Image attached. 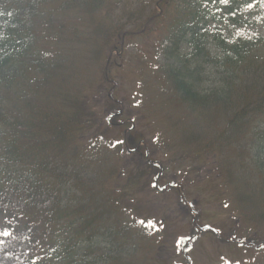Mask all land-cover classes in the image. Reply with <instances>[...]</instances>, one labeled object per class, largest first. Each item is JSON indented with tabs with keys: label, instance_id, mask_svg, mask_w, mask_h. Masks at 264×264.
Instances as JSON below:
<instances>
[{
	"label": "trees",
	"instance_id": "obj_1",
	"mask_svg": "<svg viewBox=\"0 0 264 264\" xmlns=\"http://www.w3.org/2000/svg\"><path fill=\"white\" fill-rule=\"evenodd\" d=\"M245 7L254 23L263 18L264 0H157L133 9L123 0H0V211L32 228L25 264H93L107 236L128 255L126 239L155 238L159 224L139 231L134 218L135 235L121 222L120 152L144 133L131 131L116 149L89 135L107 115L97 105L107 98L109 52L120 51L126 23L140 30L153 16L127 37L155 35L162 54L143 74L142 96L153 117L172 122V135L160 129L162 151L193 161L197 172L212 163L242 238L264 244V38L221 33L233 16H249ZM120 257L101 262L144 264Z\"/></svg>",
	"mask_w": 264,
	"mask_h": 264
},
{
	"label": "rangeland",
	"instance_id": "obj_2",
	"mask_svg": "<svg viewBox=\"0 0 264 264\" xmlns=\"http://www.w3.org/2000/svg\"><path fill=\"white\" fill-rule=\"evenodd\" d=\"M138 1L149 0H123V4L127 7L133 5L130 7L133 8ZM133 21L131 19L126 23V30L133 31L131 30L134 29ZM121 23L123 24L124 21ZM140 28H145L144 24L140 25ZM222 31L233 39L264 37V21L252 26L251 24L238 23L237 26L227 27ZM155 37V35H148V37L132 38L126 44L127 55L121 62L114 60L117 59V56L119 57L117 51L108 54L107 65L108 67L112 66L108 81L110 84L112 81L118 83L115 92L113 91V96L119 103L114 100L116 103L114 105L113 102H106L102 99L97 106L101 111L114 109V111L121 110V112L117 119H114L115 116L111 118L112 123L108 128L101 129L102 134L105 135L104 140L115 135L112 134V131L124 136L133 122L134 130L138 129V131L148 134L153 128L159 126L161 129L162 127L166 128L167 135H172L168 131L172 123L170 119L163 122L160 118L157 123L150 113L151 107L145 105L141 109L144 104L134 103V99L140 97L138 88L140 84L135 83L141 78L142 72L138 69L140 67L146 69L147 65L150 68L162 61V54L158 52L153 54V51H156ZM211 78L216 80L214 75H211ZM119 119L123 120L122 123H119ZM212 121L219 122L221 118L215 116ZM99 125L98 122L94 123L91 132L98 131ZM137 132L135 135L139 136L140 134ZM156 137L157 135L154 134L153 139ZM104 140L98 138L101 143ZM159 150L161 149L156 150L152 147L149 152L150 157L154 160L166 159V167L164 166L159 177L156 172L150 170L149 166L144 165L145 161L140 156L143 152V144L139 143L136 151L120 152L125 157L124 165L122 164L121 168L120 183L127 187L128 195L125 197V201L128 205L132 207L138 205L145 214L166 216L167 222H163L161 227L162 231L166 230L163 233L164 236L159 234L158 241L151 238L139 240L135 252L133 247L127 248L129 255L122 251L121 242L107 236L108 244H102L104 249L95 251L92 255L94 257L93 264H111L113 260L108 259L103 263L101 259L104 261L105 257H112L115 260L117 257L122 258L120 256L126 258L132 256L135 260L141 257L139 261L144 264H190V260L192 264H264V249L258 250L256 247L258 242L247 245L244 244L247 241L240 237L244 225L235 219L236 215L233 214L234 212L225 198V186L219 184V176L213 172L214 165L204 163L199 172L192 171L188 174L185 172V175H180L181 169L189 168L187 165L193 168L195 163L184 161L186 166L182 165L178 161H172L164 155L165 153L160 154ZM133 167L142 169L143 173L138 176L135 172L134 175ZM155 185L158 186L159 191L165 187L161 195L153 191ZM169 187L172 188L169 189ZM195 222L200 224V229L197 230L195 226L193 227ZM130 227L132 228V226ZM137 230L133 231L132 229L133 233ZM30 233L31 231L25 224L0 212V264H24L29 252ZM187 237L190 238L187 239ZM176 241L185 242L184 255L172 247ZM97 260L98 263H96ZM124 261L127 260L123 258L122 262Z\"/></svg>",
	"mask_w": 264,
	"mask_h": 264
}]
</instances>
